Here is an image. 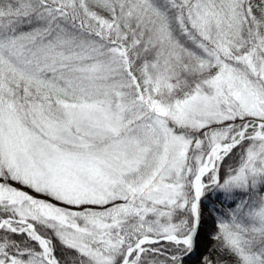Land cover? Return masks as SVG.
I'll return each mask as SVG.
<instances>
[{
  "label": "snow or ice",
  "instance_id": "1",
  "mask_svg": "<svg viewBox=\"0 0 264 264\" xmlns=\"http://www.w3.org/2000/svg\"><path fill=\"white\" fill-rule=\"evenodd\" d=\"M194 261L264 264V0H0V264Z\"/></svg>",
  "mask_w": 264,
  "mask_h": 264
},
{
  "label": "trees",
  "instance_id": "2",
  "mask_svg": "<svg viewBox=\"0 0 264 264\" xmlns=\"http://www.w3.org/2000/svg\"><path fill=\"white\" fill-rule=\"evenodd\" d=\"M206 250V249H205ZM193 264H196V262L194 261Z\"/></svg>",
  "mask_w": 264,
  "mask_h": 264
}]
</instances>
